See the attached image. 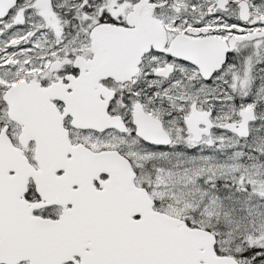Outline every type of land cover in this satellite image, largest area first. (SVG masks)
I'll return each instance as SVG.
<instances>
[{"label":"snow or ice","instance_id":"1","mask_svg":"<svg viewBox=\"0 0 264 264\" xmlns=\"http://www.w3.org/2000/svg\"><path fill=\"white\" fill-rule=\"evenodd\" d=\"M0 264H264V0H0Z\"/></svg>","mask_w":264,"mask_h":264}]
</instances>
